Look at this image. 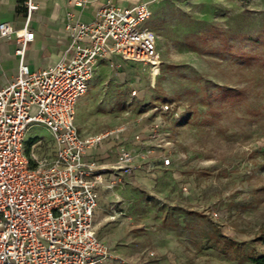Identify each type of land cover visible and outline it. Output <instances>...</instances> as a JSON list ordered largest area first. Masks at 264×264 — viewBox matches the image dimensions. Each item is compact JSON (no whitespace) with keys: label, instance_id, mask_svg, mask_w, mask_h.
I'll use <instances>...</instances> for the list:
<instances>
[{"label":"rangeland","instance_id":"1","mask_svg":"<svg viewBox=\"0 0 264 264\" xmlns=\"http://www.w3.org/2000/svg\"><path fill=\"white\" fill-rule=\"evenodd\" d=\"M143 27L155 36L158 74L150 80L141 63L100 65L77 102L76 125L82 134L122 128L129 139L149 130L153 106L183 112L161 116L160 137L144 141L156 163L126 180L139 185L121 194L134 220H108L113 195L102 194L100 236L137 264H250L238 257L264 253L254 241L264 230V0H162ZM37 140V152L53 151L48 130L32 125L25 144ZM214 230L238 243V257L207 241Z\"/></svg>","mask_w":264,"mask_h":264},{"label":"built area","instance_id":"2","mask_svg":"<svg viewBox=\"0 0 264 264\" xmlns=\"http://www.w3.org/2000/svg\"><path fill=\"white\" fill-rule=\"evenodd\" d=\"M122 1L126 5L119 7L108 0L89 23L69 16L65 25L69 43L62 57L36 71L24 63V52L33 40L29 24L38 6L25 0L21 29L0 23V37L15 40L18 58L17 75L0 89V264H98L105 260L137 264L115 255L94 227L99 173L105 169L89 155L110 137L117 139L122 128L82 136L75 124L77 101L86 94L100 61L110 67L113 57L141 63L150 80L159 72L155 36L143 24L150 17V4L162 0ZM77 4L82 5L81 1ZM151 111L154 118L149 130L134 135L135 142L156 141L161 116L177 120L182 114L179 107L167 103ZM32 125L48 130L53 151L37 152L41 140L26 146L25 135ZM113 152V171L131 173L140 168L123 143L116 142ZM160 159L164 166L170 164L165 155ZM113 186L114 182L107 188Z\"/></svg>","mask_w":264,"mask_h":264},{"label":"crops","instance_id":"3","mask_svg":"<svg viewBox=\"0 0 264 264\" xmlns=\"http://www.w3.org/2000/svg\"><path fill=\"white\" fill-rule=\"evenodd\" d=\"M38 6V9L32 14V19L29 24V29L33 32V40L28 43L24 52V63L28 66L30 71H36L44 69L58 62L62 57L65 49L68 46L69 38L65 31V25L69 16L73 21L82 23H89L93 19L97 9L107 4L108 0H31ZM77 1H81L82 5H78ZM25 0H0V23L7 22L11 24L15 29H21L24 24V18L26 15V8L24 5ZM110 4L113 6L123 7L126 5L122 0H110ZM150 8V6H149ZM16 43L12 39L10 41L0 37V89L6 87L11 83L18 71V58L15 55ZM116 61H124L118 57L112 58L113 67ZM128 62V61H126ZM133 63V62H130ZM102 64H107L111 69L107 61H100L95 72ZM94 75V77H95ZM93 77V78H94ZM91 82V81H90ZM89 82V84H90ZM89 87V85H88ZM88 91V90H87ZM87 93V92H86ZM84 96V95H83ZM78 102V101H77ZM77 105V104H76ZM152 116V115H151ZM141 118V117H138ZM136 121V119H135ZM141 121V120H140ZM137 122V121H136ZM75 124H76V107H75ZM77 127V125H76ZM78 129V127H77ZM79 131V129H78ZM114 130H106L104 132L82 134L91 135L98 133H105ZM143 131L146 132V129ZM138 132H133L129 139L124 137V134H119L117 139L110 137L105 141L98 149L93 150L89 158L97 161L103 166L104 171L100 172V183L97 186L98 202L99 206L100 197L106 191L112 193L110 201V208L107 212L108 220H126L132 222L134 215L132 214L131 203L124 201L121 194L127 191L130 187H138L135 183H128L127 179L136 178L135 176L139 171L144 170L143 163H156V149H147L143 143L134 141V135ZM145 135V134H144ZM122 138H121V137ZM116 142H121L129 149L134 155V162L142 165L140 168L135 169L131 173H122L121 171H113L114 164V152L113 147ZM156 145V144H155ZM146 148V149H145ZM159 161V160H158ZM161 161V159H160ZM142 163V164H141ZM124 183H121V180ZM114 182L113 188L109 189L107 186ZM155 183H152L153 188ZM121 205V206H117ZM97 209L94 215V227L99 235L101 241L117 256L126 259L121 256L110 245L106 244L97 228ZM138 257L135 258V262ZM130 260V259H128ZM130 261H134L131 259ZM141 263V262H140ZM143 264V263H142Z\"/></svg>","mask_w":264,"mask_h":264},{"label":"trees","instance_id":"4","mask_svg":"<svg viewBox=\"0 0 264 264\" xmlns=\"http://www.w3.org/2000/svg\"><path fill=\"white\" fill-rule=\"evenodd\" d=\"M223 94H228L229 98L233 97L236 101L238 98V91H229V89L223 90ZM226 102H229L228 99ZM183 112V110H182ZM209 237H207V241H211L215 248H221L220 250L223 253H226L227 249L231 248V253L238 257V243L224 237L218 231L214 230ZM208 236V235H207ZM254 241L259 242L264 247V230H262L259 235L254 239ZM239 261L248 262L250 264H264V253L261 255H249L245 258L238 257Z\"/></svg>","mask_w":264,"mask_h":264}]
</instances>
